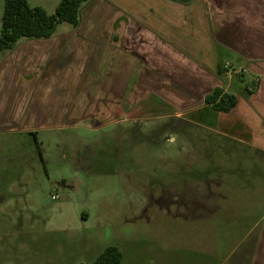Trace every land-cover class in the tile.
<instances>
[{"label": "rangeland", "instance_id": "1", "mask_svg": "<svg viewBox=\"0 0 264 264\" xmlns=\"http://www.w3.org/2000/svg\"><path fill=\"white\" fill-rule=\"evenodd\" d=\"M28 2L52 14L60 0ZM123 108L0 133V264H90L110 245L119 264H187L199 243L233 250L246 226L221 216L264 209V155L154 94Z\"/></svg>", "mask_w": 264, "mask_h": 264}, {"label": "crops", "instance_id": "2", "mask_svg": "<svg viewBox=\"0 0 264 264\" xmlns=\"http://www.w3.org/2000/svg\"><path fill=\"white\" fill-rule=\"evenodd\" d=\"M216 86L237 95L229 113L204 104ZM152 94L264 155V0L85 2L78 27L0 56V133L110 119ZM221 217L244 235L224 258L197 244L187 264H264V209Z\"/></svg>", "mask_w": 264, "mask_h": 264}, {"label": "trees", "instance_id": "3", "mask_svg": "<svg viewBox=\"0 0 264 264\" xmlns=\"http://www.w3.org/2000/svg\"><path fill=\"white\" fill-rule=\"evenodd\" d=\"M87 1L90 0H60L54 13L49 14L41 6H31L28 0H5L0 32V56L13 49L21 39L53 36L62 22H67L74 28L78 27L82 6ZM221 70L219 66V72ZM237 100L235 93L216 86L206 94L204 104L215 111L229 113L236 106ZM121 260L122 252L117 246L110 245L90 264H119Z\"/></svg>", "mask_w": 264, "mask_h": 264}, {"label": "built area", "instance_id": "4", "mask_svg": "<svg viewBox=\"0 0 264 264\" xmlns=\"http://www.w3.org/2000/svg\"><path fill=\"white\" fill-rule=\"evenodd\" d=\"M221 68H222L223 70H225V71H228L229 69H232L229 63H223V64L221 65ZM52 198H53V199H56V198H58V196H56V195H52Z\"/></svg>", "mask_w": 264, "mask_h": 264}]
</instances>
